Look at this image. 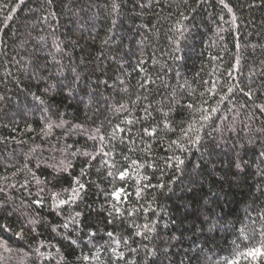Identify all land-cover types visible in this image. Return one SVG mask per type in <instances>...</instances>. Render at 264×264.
<instances>
[{
    "label": "trees",
    "instance_id": "16d2710c",
    "mask_svg": "<svg viewBox=\"0 0 264 264\" xmlns=\"http://www.w3.org/2000/svg\"><path fill=\"white\" fill-rule=\"evenodd\" d=\"M262 109L264 0H0V264H264Z\"/></svg>",
    "mask_w": 264,
    "mask_h": 264
},
{
    "label": "snow or ice",
    "instance_id": "6c2138e0",
    "mask_svg": "<svg viewBox=\"0 0 264 264\" xmlns=\"http://www.w3.org/2000/svg\"><path fill=\"white\" fill-rule=\"evenodd\" d=\"M220 3L223 4V3H224V0H220ZM114 7H115V5H114ZM225 7H227V5H225ZM229 91H231V89H229ZM189 108H191V105H189ZM262 110H264V109H262ZM215 111H216V109H212V112H215ZM210 119H211V116L208 115V114H205V116H204V120H205V121H208V120H210ZM49 127H51V125H49ZM198 131H199V130H197V133H198ZM190 139H191V142H192L193 144L199 143V136H198V135H197L196 137H194V138H190ZM178 163L182 164L183 161H182V160H179ZM109 175H112V174L109 173ZM124 176H125V173H124V172H121V173L119 174V178H120V179H123ZM80 187L83 188L84 185L81 184ZM120 191H122V190H117V191H115V192L113 193L114 198L117 199V200L121 199V197H120ZM73 192H76V189H73ZM36 203H39V201H37ZM108 235H109V236H112L113 233L109 232ZM125 243H127V241H125ZM249 254L252 255L253 258H255V257L258 256V255H259V256H264V251H261L260 249H253ZM119 258L122 259L123 257L121 256V257H119Z\"/></svg>",
    "mask_w": 264,
    "mask_h": 264
}]
</instances>
